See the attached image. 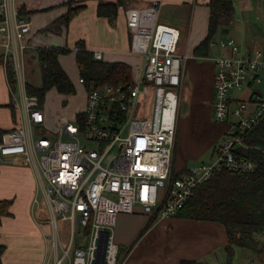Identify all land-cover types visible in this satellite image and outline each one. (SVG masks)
Returning <instances> with one entry per match:
<instances>
[{
  "label": "built area",
  "instance_id": "obj_1",
  "mask_svg": "<svg viewBox=\"0 0 264 264\" xmlns=\"http://www.w3.org/2000/svg\"><path fill=\"white\" fill-rule=\"evenodd\" d=\"M160 6L155 1L150 12L157 15ZM118 8L131 34V53L142 58L139 75L128 87L104 84L87 90L82 122L64 120L51 129L38 98L26 91L24 54L29 49L30 23L16 0L0 3L1 66L10 104L22 112L21 127L2 136L0 163L10 159L38 170L35 216L41 196L49 215L53 250L61 246L58 222H69L68 244L54 264H63L65 259L68 264H120V248L113 239L119 214H132L138 208L146 216L172 218L214 172L253 173L258 169L257 162L236 156L235 150L244 146L243 136L264 116V93L253 91L248 100L234 105L230 97L250 84L263 85L264 51L243 52L233 39L210 43L220 50L210 57L215 66L213 117L225 128L209 163L173 177L180 90L188 58L187 53H178L181 30L157 22L145 31L146 11L135 6ZM81 49L74 47L76 52ZM93 56L101 59L97 52ZM78 82L84 85L81 77ZM136 112L139 118L134 117ZM82 138L97 142V148H86ZM105 240L102 260L98 252ZM257 250L258 263L249 264H264V237Z\"/></svg>",
  "mask_w": 264,
  "mask_h": 264
},
{
  "label": "crops",
  "instance_id": "obj_2",
  "mask_svg": "<svg viewBox=\"0 0 264 264\" xmlns=\"http://www.w3.org/2000/svg\"><path fill=\"white\" fill-rule=\"evenodd\" d=\"M69 0H16L21 15L30 23L31 31L27 36L29 49L24 54L25 72H34L30 67L34 63L40 70L36 57L38 48H66L68 54L59 56V63L76 89L74 95L62 96L64 103L72 99L71 106L66 104L59 111H45V124L51 129L59 127L64 120H74L85 108L86 91L78 82L79 71L75 63V46L84 50L99 53L103 62H122L130 66L132 77L137 78L142 66V58L131 53V34L126 26L124 12L118 8L114 18L99 17L97 6L109 0H75L83 2L85 8L78 12L68 25L54 22L68 11ZM115 1V0H111ZM155 1H160L157 15L150 12ZM2 0H0V3ZM209 0H122L124 6H135L146 11L143 27L149 31L155 23L163 22L176 25L182 29L178 53H187L184 75L180 90V105L177 120L176 138L173 153L172 169L183 172L190 159L180 155L177 159L176 143L181 130L189 132L190 124L206 130L210 145L202 154L211 150L221 140L225 126L216 124V132L207 131L206 119H213V82L215 66L210 57L220 52L212 51L209 45L208 56H197L195 49L207 35L209 19ZM233 19L223 30L224 37L233 39L243 52L259 49L264 51V0H232ZM194 11V22H189V12ZM41 74V70H40ZM249 89L233 92L231 104L238 100H248L252 92ZM27 84H31L27 81ZM33 85V84H32ZM36 86V85H34ZM258 89V88H257ZM47 92L46 94H48ZM263 93V92H262ZM77 96V97H76ZM76 97V98H75ZM46 98V96H45ZM69 99V100H70ZM45 102V100H44ZM10 97L7 78L0 65V127L11 130L22 125V112L9 107ZM69 103V101H68ZM13 109V110H12ZM16 122L13 121V112ZM184 132V133H186ZM209 132V133H207ZM219 142V141H218ZM201 150V149H200ZM38 170L24 166L10 159L0 163V200H11L10 216L0 221V244L5 245L1 255V264H54L59 256L58 249L51 248V226L40 222L35 216L36 207L33 200L38 193ZM41 196L39 197V199ZM40 205V203H39ZM113 239L121 252L120 264H180L181 261H196L212 264L215 256L228 244L225 228L222 224L211 221H199L172 217L157 219L146 216L137 208L132 214H119L113 229ZM60 241V239H59ZM61 245V242H60ZM64 264V263H63ZM68 264V262H67Z\"/></svg>",
  "mask_w": 264,
  "mask_h": 264
},
{
  "label": "trees",
  "instance_id": "obj_3",
  "mask_svg": "<svg viewBox=\"0 0 264 264\" xmlns=\"http://www.w3.org/2000/svg\"><path fill=\"white\" fill-rule=\"evenodd\" d=\"M121 4L122 0L100 3L97 6V15L112 19ZM67 5V13L56 20L55 24L68 25L70 20L85 8L81 1L69 0ZM208 7L207 35L195 49L197 56H208L209 45L217 32L226 29L233 19L232 0H209ZM35 52L40 64L41 84L34 86L28 83L27 93L38 98L41 108L46 93L52 89L61 95H74L75 86L59 63V56L68 54L69 50L49 47L38 48ZM1 63L0 56V65ZM75 63L87 90L100 88L104 84L128 87L133 82L130 66L122 62L95 60L93 53L83 48L76 53ZM7 70L10 72V65ZM8 106L12 107L10 103ZM12 115L15 124L16 115L14 112ZM76 118L82 122L83 114H77ZM14 130H17L16 125L11 130L0 127V142L4 133ZM242 143L244 146L235 150L236 156L257 162L258 169L253 173L223 170L214 172L206 182L196 187L185 206L176 215L184 219L222 224L228 239L224 248L226 264H231L236 248H248L256 254L260 253L257 249L264 237V116L243 136ZM181 172L172 169L173 177ZM11 204V200H0V221L3 217L10 216ZM4 251L5 245L0 244V258ZM180 264L204 263L184 260Z\"/></svg>",
  "mask_w": 264,
  "mask_h": 264
},
{
  "label": "rangeland",
  "instance_id": "obj_4",
  "mask_svg": "<svg viewBox=\"0 0 264 264\" xmlns=\"http://www.w3.org/2000/svg\"><path fill=\"white\" fill-rule=\"evenodd\" d=\"M188 24L186 25L187 27L183 28V32L188 33L189 30V22L191 21L194 22V11L191 13L189 12V17L187 19ZM181 32L182 29L180 28ZM225 34L223 33L222 30H219L217 32V34L215 35V38L213 39V42H217L221 39H228V37H224ZM210 49H212V51H216V49H218L217 45H214L212 47H210ZM3 54V50L0 48V56ZM31 68L34 67L33 71L31 73L27 72L26 78L27 81L30 82L33 85L36 86H40L41 84V74H40V70L39 67L37 66V63H34L32 65H30ZM258 88V89H257ZM252 89L258 90L259 91V86L258 85H254L253 87H251L249 89V91L251 92ZM262 92L264 93V90L261 88ZM18 91V90H17ZM260 92V93H262ZM77 97V96H76ZM75 97V98H76ZM62 96H58L57 93L55 92H49L48 94H46V98H45V102H44V108L45 111H50L53 110L54 112L59 111V108H64L66 106V104H69L68 106H71L70 104H72V99H68L67 103H64ZM69 101V103H68ZM135 118H139L140 116L137 114V112L134 115ZM234 119V117H231V120ZM206 123H208L207 125L209 126V128L207 129V131H212L211 132H216V130L218 129L216 126L220 123L216 122L213 119H209L208 121L206 119ZM217 124V125H216ZM206 130L197 127L196 124L193 127V123L191 122L190 124V130L189 132H186V130H181L178 133V138H177V143H176V150H177V159H179L180 155L186 156L187 158L190 159L189 162V166L188 167H192V166H196L200 163H209L210 162V153L211 150L209 149L208 152H206L205 154H202L203 151L205 149H207V147L210 145V137L212 135L206 134L205 132ZM186 132V133H184ZM209 133V132H207ZM220 141L219 139L217 140ZM82 143L84 146H86V148H97L98 144L97 142L94 141H88L82 138ZM201 149V150H200ZM116 148H114L109 156H111L114 152H115ZM180 154V155H179ZM38 220L40 222H44V223H48V211L45 208V202L42 199V197L40 198V210L38 213ZM49 224V223H48ZM57 231H58V236L61 242V246H58V254L59 256L62 254V249L65 248L68 244L69 241V237H70V224L68 221H59L57 224ZM80 232L82 233V230H80ZM80 239H82L83 237L81 235ZM84 240V238L81 240V242ZM50 243H51V233H50ZM75 247V245L73 246ZM52 248V245H51ZM67 259H65V261L63 262L64 264H67ZM250 262H254V263H258V256L256 255V253L248 248H236L234 251V255L232 257L231 260V264H249ZM212 264H226V253L224 250L220 251L219 254H217L215 256V259L213 260Z\"/></svg>",
  "mask_w": 264,
  "mask_h": 264
},
{
  "label": "water",
  "instance_id": "obj_5",
  "mask_svg": "<svg viewBox=\"0 0 264 264\" xmlns=\"http://www.w3.org/2000/svg\"><path fill=\"white\" fill-rule=\"evenodd\" d=\"M182 37V35H181ZM105 246H106V240L105 243L102 245V247L99 249L98 256L103 260L104 253H105Z\"/></svg>",
  "mask_w": 264,
  "mask_h": 264
}]
</instances>
